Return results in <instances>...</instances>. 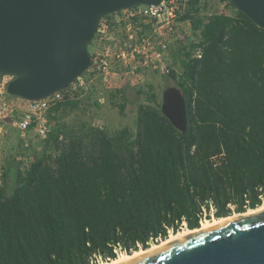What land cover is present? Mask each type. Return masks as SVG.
<instances>
[{"label":"trees","instance_id":"obj_1","mask_svg":"<svg viewBox=\"0 0 264 264\" xmlns=\"http://www.w3.org/2000/svg\"><path fill=\"white\" fill-rule=\"evenodd\" d=\"M200 1L180 16L194 39L179 50L180 71L167 74L185 96L187 132L163 115L150 84L136 91L147 104L135 135L68 130L60 113L80 101L52 108L48 148L2 175L0 264H96L119 247L146 250L184 227L262 206L264 29L229 0L221 1L231 14H204ZM127 89L112 98L127 103ZM125 103L114 105L124 112Z\"/></svg>","mask_w":264,"mask_h":264},{"label":"water","instance_id":"obj_2","mask_svg":"<svg viewBox=\"0 0 264 264\" xmlns=\"http://www.w3.org/2000/svg\"><path fill=\"white\" fill-rule=\"evenodd\" d=\"M264 29V0H229ZM163 0H0V75L8 93L39 101L66 90L91 66L90 45L101 20ZM163 115L187 132L185 96L177 86L162 93ZM122 264H264V210L167 244Z\"/></svg>","mask_w":264,"mask_h":264},{"label":"built area","instance_id":"obj_3","mask_svg":"<svg viewBox=\"0 0 264 264\" xmlns=\"http://www.w3.org/2000/svg\"><path fill=\"white\" fill-rule=\"evenodd\" d=\"M190 6L191 0H163L159 6L138 5L103 18L91 43L94 49L91 51L89 70L64 91L39 101L23 100L26 108L21 113L14 106L13 97L7 89L13 77L0 75V121L6 123L13 120L14 126L24 138L28 132L33 131L46 140L51 133L49 111L67 99H80L99 79L108 82L114 68L123 77L140 74V66L169 74L170 70L164 64V54L168 47L164 37L180 33L184 23L180 16ZM201 54L199 49L195 56L201 57ZM0 133H6L3 126H0ZM115 252L117 256L127 254L121 247ZM94 262L102 264L104 259L96 256Z\"/></svg>","mask_w":264,"mask_h":264},{"label":"rangeland","instance_id":"obj_4","mask_svg":"<svg viewBox=\"0 0 264 264\" xmlns=\"http://www.w3.org/2000/svg\"><path fill=\"white\" fill-rule=\"evenodd\" d=\"M199 6L204 14H231L233 11L231 5L221 0H202ZM205 7H207L206 11H204ZM164 38L168 45L164 54V64L167 65L169 70L175 68L177 71H180L179 60L182 59V55L179 50L187 43V39H194L190 21L182 24L180 33L165 35ZM89 49L90 52L93 51L94 45L91 44ZM139 71L140 74L138 75L123 77L118 75V69L114 68L112 70L113 75L108 82H105L103 79L97 80L93 86L88 88V91L84 92V96L78 99L80 101L78 106L68 108L60 113L61 125L73 131H81L84 128L95 127L106 131L110 135H115L120 130L128 128L135 135L137 133V113L139 105L147 104L145 96H139L136 91L140 87L146 88L149 84L153 85L154 92L158 95L159 101L162 103L163 91L168 87L177 86L176 82L167 77V74H163L160 71L153 70L152 68L145 69L142 66H140ZM123 88H128L127 103L124 102L121 95L114 99L111 96L116 90H122ZM12 102L18 108L19 113L25 110V101L13 97ZM119 103L126 104L124 112L118 106L114 105ZM0 126L6 129L5 134L0 133L1 184L2 175L7 168L9 170L15 165H18L19 162L21 168L23 170L26 169L35 161L36 156H40L48 147L46 144L47 139H41L33 131L28 132L24 138L17 127L14 126L13 120L6 123L0 121ZM53 127L54 122H51V132ZM48 151L50 152L51 150L49 149ZM6 180L11 183L9 173L7 174ZM184 230L189 229L184 227L180 231Z\"/></svg>","mask_w":264,"mask_h":264},{"label":"bare ground","instance_id":"obj_5","mask_svg":"<svg viewBox=\"0 0 264 264\" xmlns=\"http://www.w3.org/2000/svg\"><path fill=\"white\" fill-rule=\"evenodd\" d=\"M263 210H264V203L259 208L254 209V210H249L246 213L236 214L234 216L221 218V219H214L212 221L207 220V221L202 223V226L199 229L179 231L176 234H172L171 236H169L166 240L162 241L161 243L154 244L153 246H151L150 248H148L146 250H144V249L139 250V251L133 252L132 254H121L116 259L110 260L108 262H103L102 264H122L124 262H128L130 260L144 256V255L149 254L151 252H154L157 249H159V248H161L167 244L178 241V240L183 239L187 236L202 232V231L207 230V229L212 228V227H216L220 223H222L223 221L241 218V217H244L247 215L258 213V212L263 211Z\"/></svg>","mask_w":264,"mask_h":264},{"label":"crops","instance_id":"obj_6","mask_svg":"<svg viewBox=\"0 0 264 264\" xmlns=\"http://www.w3.org/2000/svg\"><path fill=\"white\" fill-rule=\"evenodd\" d=\"M18 99H20V98H18ZM20 100H22V101H23V99H20Z\"/></svg>","mask_w":264,"mask_h":264}]
</instances>
